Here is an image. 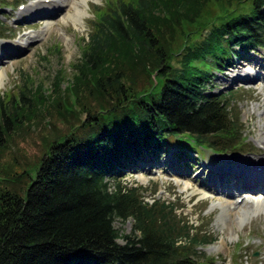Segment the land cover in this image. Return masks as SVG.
Instances as JSON below:
<instances>
[{
	"label": "trees",
	"instance_id": "1",
	"mask_svg": "<svg viewBox=\"0 0 264 264\" xmlns=\"http://www.w3.org/2000/svg\"><path fill=\"white\" fill-rule=\"evenodd\" d=\"M208 23L199 40L195 33ZM84 41L68 84L60 88L54 77L56 96L25 84L17 102L0 108L3 147L41 98L57 111L69 94L99 105L82 136L50 146L23 194L0 189V264H215L195 250L213 243L208 231L181 220L167 199L145 201L146 188L120 178L143 152L171 144L185 155L241 149L232 91L213 92L208 83L239 53L264 47V0H115ZM176 54L181 65L173 68ZM145 65L159 68L154 94ZM127 82L150 93L117 109ZM127 220L131 231L123 234L115 223Z\"/></svg>",
	"mask_w": 264,
	"mask_h": 264
},
{
	"label": "rangeland",
	"instance_id": "2",
	"mask_svg": "<svg viewBox=\"0 0 264 264\" xmlns=\"http://www.w3.org/2000/svg\"><path fill=\"white\" fill-rule=\"evenodd\" d=\"M16 1L23 3L24 7L18 9L17 4L12 5ZM114 1L52 0V3H49L51 2L49 0L46 5L36 7L39 0H5L12 6L7 5L2 10L4 18L1 17V20L5 21L3 26L7 29H4L6 30L4 36L13 37L14 42L25 39L30 45L18 56L4 60L0 64V74L2 71L5 72L3 82L0 84V103H2L0 108L12 99L17 102L19 91L25 84L33 89L37 87L42 95L49 94L50 98L56 96V92L53 91L54 77H57L55 83L59 82L60 88L65 87L72 79L75 73L74 64L78 61L84 39L86 40L88 34L92 32L98 17ZM76 4L83 11L77 19L72 16ZM241 5H244V2ZM26 7L28 9L25 10ZM29 9L36 12L48 9L54 12V16L40 22L23 23V27L22 24H16L18 17L26 14ZM237 12H245V8L239 7ZM209 25L210 23L198 30L199 33H195L197 37L200 36L199 40L207 34ZM196 36L193 38V43L197 41ZM17 49L20 48L17 47ZM159 49L165 53L163 48ZM180 51H184V48ZM259 55L262 59L264 58V54ZM239 59V57L234 58V61L238 60L236 64H232L233 61H231V68L226 64L224 69L214 70L208 84L209 87H213V92L232 91V102L229 107L232 108V115L236 114L242 123L238 132L240 134L243 131L242 135L247 140L245 146L248 145L250 150L263 154V148L260 145L264 147V126L262 127L264 86H261V82L257 80L256 67L248 66L244 61L241 65ZM169 60L173 68L180 67V54L172 55ZM145 68L151 77L153 93L158 90L162 81L158 76L159 68L147 67V65ZM257 68L259 73V67ZM244 71L249 72L254 81L245 83L242 80L243 74L239 75ZM247 78L250 79L246 77L244 80ZM130 84L131 82L126 83V101L120 102L119 99L114 101L117 109L125 107L128 104L127 100L145 95L146 92L140 88V84H134L132 88H128ZM149 90L147 95L150 93ZM67 98L66 104H62L64 109L59 108L58 111L50 105L48 99L42 101L41 98L40 104L36 102V105H39L35 107V115L31 113L28 118L21 119V123L8 136L4 146L0 147L1 190L23 194L28 180L33 178L46 151L53 143L67 139L71 135L82 136L88 128L87 124L96 122L99 114L95 113L99 105L92 96L77 97L75 94H69ZM42 102L45 103L42 104ZM172 145L166 146L164 150L161 149L156 154L143 152L141 160L125 166L122 170L124 175L120 178L123 184L124 182L129 185L138 184L146 188L145 201L152 203L154 199L169 200L177 208L176 213L181 220L200 228L203 232L208 231L211 237L215 238L213 243L195 249L198 255H205V260L212 258L217 261L216 264H264V204H262L263 207L257 208L253 206L251 199L238 202V199L226 198L216 194L214 190L208 193L207 183L208 179L213 178L212 173L206 177L199 164V168L195 166L191 152H189L190 157L183 155V152L181 154L177 152L176 159H171L174 155L172 151H176L177 144H174L176 146L171 151ZM260 149L262 150L259 151ZM197 151L203 162L214 156L213 151L208 148H198ZM226 151L230 152L229 149ZM164 162L170 169H186L194 172L197 178L194 176L190 179L170 178L161 171L160 164ZM153 164H156V168L149 170L150 165ZM222 173L227 176V180H237L232 173ZM256 173L259 179H262L261 183L264 186V178L259 176L260 170L258 169ZM234 183L239 187L237 181ZM202 187L205 188L203 191L207 192L204 193L205 196L202 193ZM192 189H195L194 193ZM115 225L121 233L128 234L131 231L132 221L127 220L124 223L117 221Z\"/></svg>",
	"mask_w": 264,
	"mask_h": 264
},
{
	"label": "bare ground",
	"instance_id": "3",
	"mask_svg": "<svg viewBox=\"0 0 264 264\" xmlns=\"http://www.w3.org/2000/svg\"><path fill=\"white\" fill-rule=\"evenodd\" d=\"M48 1L49 0H39L37 6L46 5L45 3L46 2L48 3ZM49 3H52V0ZM77 4L75 5V12L72 14V16L75 19H77L80 16V14H82L81 13L82 10L79 7H77ZM4 76H5V72L2 71V73L0 74V84L3 82ZM259 165H262V166L259 167ZM258 169L260 170L259 176L261 178H264V161H261V160L254 161L250 159L247 161V165L245 168H238L237 170H232L228 173H232L235 176V179H237L236 181L239 184V187L236 186V189H238V191L248 192L252 189L257 188L259 185H262V189L264 188L263 184L261 183L262 179H259L256 173ZM194 191L195 190L193 189V192ZM258 191H261V190L258 189ZM253 204H254L253 206H257V208L263 207L262 204H264V195L256 196L253 200Z\"/></svg>",
	"mask_w": 264,
	"mask_h": 264
}]
</instances>
